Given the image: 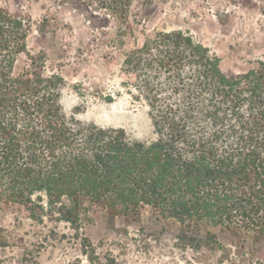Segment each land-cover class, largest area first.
<instances>
[{
    "label": "trees",
    "instance_id": "obj_1",
    "mask_svg": "<svg viewBox=\"0 0 264 264\" xmlns=\"http://www.w3.org/2000/svg\"><path fill=\"white\" fill-rule=\"evenodd\" d=\"M32 24L0 5V203L78 234L98 209L114 218L151 207L188 240L209 245L220 228L264 241L263 60L224 71L189 31L146 38L124 59L157 134L145 142L67 115L64 77L45 74L46 52L29 48Z\"/></svg>",
    "mask_w": 264,
    "mask_h": 264
},
{
    "label": "rangeland",
    "instance_id": "obj_2",
    "mask_svg": "<svg viewBox=\"0 0 264 264\" xmlns=\"http://www.w3.org/2000/svg\"><path fill=\"white\" fill-rule=\"evenodd\" d=\"M30 14L32 52L43 50L47 75L64 77L62 106L82 122L124 128L139 141L157 138L124 59L159 30L183 29L220 58L226 71L264 61V0H0ZM23 54L18 69L27 65ZM209 245L180 237V223L151 207L137 216L101 209L78 234L65 222H35L0 203V264H264V241L216 228ZM204 235V234H203ZM199 237V236H197Z\"/></svg>",
    "mask_w": 264,
    "mask_h": 264
}]
</instances>
